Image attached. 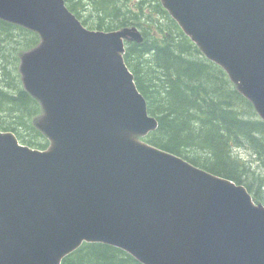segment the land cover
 <instances>
[{
  "label": "water",
  "instance_id": "1",
  "mask_svg": "<svg viewBox=\"0 0 264 264\" xmlns=\"http://www.w3.org/2000/svg\"><path fill=\"white\" fill-rule=\"evenodd\" d=\"M264 120V0H161ZM39 34L21 55L50 141L0 131V264H62L84 243L142 264H264V204L243 185L143 141L156 117L125 62L137 27L87 29L65 0H0Z\"/></svg>",
  "mask_w": 264,
  "mask_h": 264
},
{
  "label": "trees",
  "instance_id": "2",
  "mask_svg": "<svg viewBox=\"0 0 264 264\" xmlns=\"http://www.w3.org/2000/svg\"><path fill=\"white\" fill-rule=\"evenodd\" d=\"M134 1L66 0V3L85 26L77 8L89 11L93 7L96 17L90 29L113 31L138 26L142 30L144 43H127L125 61L147 100L150 115L159 122L157 131L144 140L203 170L244 185L256 202L264 204V121L224 70L208 60L183 33L159 0ZM160 16L167 17L166 22L171 24L159 26ZM14 30L22 33L16 35ZM2 35L7 40L1 39ZM19 37H24L25 42L20 44L16 56L18 74L0 83V131L14 132L22 144L44 150L48 142L39 139L42 134L34 125L42 109L25 91L19 72L22 53L38 46L40 37L0 20V46ZM236 149L252 153L259 174V169L252 170L239 159ZM62 264L142 263L117 247L84 244Z\"/></svg>",
  "mask_w": 264,
  "mask_h": 264
},
{
  "label": "rangeland",
  "instance_id": "3",
  "mask_svg": "<svg viewBox=\"0 0 264 264\" xmlns=\"http://www.w3.org/2000/svg\"><path fill=\"white\" fill-rule=\"evenodd\" d=\"M133 2H135L134 0H132ZM146 1H150V2H154V0H146ZM85 5H89L88 1H84L83 2ZM78 12L81 15V18L86 22L87 27L91 28L93 27L94 24V18L95 13H94V9L93 7H91L89 9V11H84L80 8H77ZM167 17L164 18V16H160L159 17V21L158 24L159 26L161 25V23H165L167 24H171L169 21L166 22ZM154 30H157V28L155 27ZM15 34H21L22 32L19 30H14ZM7 36L2 35L1 39H3L4 41L7 40L6 38ZM22 42H25L24 37H19L18 39H16V41L12 42V43H1L0 46V55L3 56L4 58L0 57V83L6 79V78H10L12 76L16 77L18 72H17V63H16V56L18 54V51L20 49V44ZM28 136L34 137L33 133L29 134L28 132L25 133ZM39 139H43L46 140V142H48V146L50 144V142L44 138L42 135L39 137ZM37 150H41L40 148H35ZM45 150V149H44ZM41 150V151H44ZM236 154L239 157V159L247 164V167H250L252 170H258V162L256 161L255 157L252 155V153L247 150V149H236ZM257 173H260V169L257 171Z\"/></svg>",
  "mask_w": 264,
  "mask_h": 264
}]
</instances>
